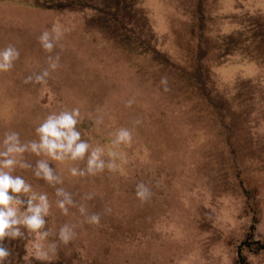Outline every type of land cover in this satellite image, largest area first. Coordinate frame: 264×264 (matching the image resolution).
<instances>
[{"label":"rangeland","instance_id":"obj_1","mask_svg":"<svg viewBox=\"0 0 264 264\" xmlns=\"http://www.w3.org/2000/svg\"><path fill=\"white\" fill-rule=\"evenodd\" d=\"M8 46L19 58L0 72V151L17 133L26 150L4 171L31 187L9 195L19 213L47 197L42 231L57 244L37 258L21 225L24 239L4 242L12 264H264V0H0ZM74 109L84 156L34 153L40 124Z\"/></svg>","mask_w":264,"mask_h":264},{"label":"clouds","instance_id":"obj_2","mask_svg":"<svg viewBox=\"0 0 264 264\" xmlns=\"http://www.w3.org/2000/svg\"><path fill=\"white\" fill-rule=\"evenodd\" d=\"M57 36L59 34L57 33ZM40 42L47 51H51L53 45L49 41V32L45 31L40 36ZM19 58V52L12 46H8L3 50H0V72L9 71L13 62ZM57 62L51 63V68L55 70L58 64ZM48 76V72L45 71L42 76L36 78L37 83H46L44 77ZM31 81V77L25 80V83ZM79 115V109H74L72 112H61L59 115H50L40 126L36 129L40 136V143H31V150L39 155L40 151H44L48 156L55 160H63L67 154H71L73 160L82 158L88 149L86 143L78 141L80 135L75 131L77 124L76 117ZM131 140V134L128 131L121 130L117 143L127 142ZM4 145L6 151H0V264H12L10 257L12 252L5 245V240L24 239V233L21 232L20 227L23 225L29 232L35 235L33 240V247L35 249V255L37 258H47L49 252L55 253L57 244L54 242H48L50 233L48 231H42L45 226L44 216L48 214L49 204L47 197L44 195L39 196V203L34 204L33 201L37 199L33 195L28 200V207L25 213H19V210L14 205L22 204L23 201L16 199L14 196L9 195V190L14 194L28 193L31 191L30 185L20 177H13L10 172L4 171V169H12L17 161L10 158L12 154H20L26 150L25 146H21L17 133L5 134ZM97 153L94 152L92 159L89 161V167L96 165ZM100 167V165H97ZM114 165H110V168H114ZM39 171L43 173L44 179L51 182L54 180L52 170L43 162L38 164ZM72 174L75 175V169L72 170ZM60 193L58 192V195ZM151 195L149 188L140 183L136 188V196L143 200H147ZM71 203V201H69ZM59 208L63 214L67 215V208L64 202L59 203ZM91 225H100V216L94 214L88 218L87 221ZM74 233L67 227H61L59 230V241L68 244L73 238Z\"/></svg>","mask_w":264,"mask_h":264},{"label":"trees","instance_id":"obj_3","mask_svg":"<svg viewBox=\"0 0 264 264\" xmlns=\"http://www.w3.org/2000/svg\"><path fill=\"white\" fill-rule=\"evenodd\" d=\"M56 2H57V1H51L52 4H56V5H53V7H56V6H57V7H60V8H61L62 6H64V5H61V3H59V5H57ZM240 262H241V264H243V263H244V262H243V259H241Z\"/></svg>","mask_w":264,"mask_h":264}]
</instances>
